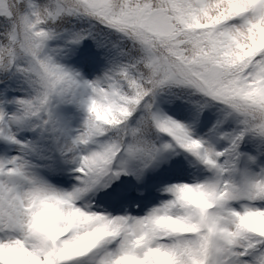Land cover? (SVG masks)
<instances>
[{
	"label": "snow or ice",
	"instance_id": "6c2138e0",
	"mask_svg": "<svg viewBox=\"0 0 264 264\" xmlns=\"http://www.w3.org/2000/svg\"><path fill=\"white\" fill-rule=\"evenodd\" d=\"M0 264H264V0H0Z\"/></svg>",
	"mask_w": 264,
	"mask_h": 264
}]
</instances>
